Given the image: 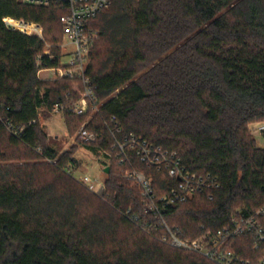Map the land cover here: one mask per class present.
Wrapping results in <instances>:
<instances>
[{
    "label": "trees",
    "instance_id": "16d2710c",
    "mask_svg": "<svg viewBox=\"0 0 264 264\" xmlns=\"http://www.w3.org/2000/svg\"><path fill=\"white\" fill-rule=\"evenodd\" d=\"M65 13L0 0V264H216L128 220L129 207L140 210V193L114 163L104 198L66 169L78 160L73 151L59 154L38 108L51 109L75 82L40 78L41 68L59 64V49L50 58L40 37L4 21L42 24L55 43ZM96 27L89 74L102 110L89 125L96 140L78 146L95 156L109 149L104 123L116 116L124 133L177 150L191 171L217 175L213 199L198 193L166 213L183 238L200 236V225H225L239 209L259 208L264 148L249 125L264 121V0H113ZM63 117L73 133L86 119L69 111ZM136 164L159 194L176 183L165 170ZM244 254L255 255L250 246Z\"/></svg>",
    "mask_w": 264,
    "mask_h": 264
},
{
    "label": "built area",
    "instance_id": "2783aa9c",
    "mask_svg": "<svg viewBox=\"0 0 264 264\" xmlns=\"http://www.w3.org/2000/svg\"><path fill=\"white\" fill-rule=\"evenodd\" d=\"M23 3L65 9L61 17L63 43L59 46L63 54L59 64L55 67L41 68L38 72L48 71L52 79L74 81L72 91L65 93L62 98L53 104L51 109L39 107L40 112H54L64 115L72 112L79 116H86L78 131L72 137V144H91L97 134L89 130V125L95 116L101 113L102 104L97 97V84L89 74V65L94 48L99 39V30L96 21L99 16L108 10L113 0H20ZM4 21L10 27L8 21ZM16 20V19H14ZM24 27L23 30L12 27L29 35L40 37L46 44L44 54L54 58L52 46L44 37L43 27L34 22L17 20ZM42 64L41 59L38 65ZM47 80L46 78H42ZM37 120H32L36 123ZM108 134L113 139L109 149L103 150L98 157L103 159L105 167L114 163L126 178L133 180L140 193V210L129 207L125 216L145 233L159 236L160 240L174 248L201 254L216 264H264V202L255 210H239L233 214L231 220L215 230H205L194 238L186 239L181 236V230L172 227L166 213L177 204L192 200L198 193H209L214 198V191L221 187V181L211 171H191L183 162V157L177 150L165 148L149 141L136 133H124L116 116L104 123ZM264 134V124L259 126ZM18 134V131H15ZM59 158H48L46 161L56 163ZM137 162L149 168L165 170L175 179L176 183L165 193L159 194L154 186L153 178L137 167ZM66 169L72 172L85 187L96 195L104 198L107 193L106 180L88 172H81L74 164ZM78 172V173H77ZM243 244L236 247L237 242ZM251 247L255 255L246 256L244 248ZM246 250V249H245Z\"/></svg>",
    "mask_w": 264,
    "mask_h": 264
},
{
    "label": "rangeland",
    "instance_id": "374dc122",
    "mask_svg": "<svg viewBox=\"0 0 264 264\" xmlns=\"http://www.w3.org/2000/svg\"><path fill=\"white\" fill-rule=\"evenodd\" d=\"M97 21L95 25H97ZM40 25L43 27V29H45L42 24ZM45 40L48 44L52 46V48H58L60 55L63 54V49L59 46V44L63 43V38L61 41L55 43H51V41H49V39L46 38ZM41 77L46 78L49 82L54 81L52 79L53 75L51 74V72L48 71L42 72ZM39 118H40L41 126L43 127L44 131L47 133L49 140H51L52 144L57 148V150H59L60 155L65 154L68 151H73V156H75L78 160L77 161L78 165L76 166L77 167L76 169L78 171L88 172L93 175L100 176L103 180H106L108 178L109 172L107 173L105 171L106 167L102 158L95 156L92 153V151H90L86 146L83 145L78 146L72 144V137L78 130L74 133L72 131H68L63 115L46 111V112H40ZM261 124H264V121H256L250 123L249 130L251 135L255 138L257 145L259 147L264 148V134H262L258 129ZM29 162L41 163L42 160H30ZM19 163H24V162L21 161ZM75 179L79 181L77 178ZM134 186L136 187L135 184ZM147 235L150 237H154V235H149V234Z\"/></svg>",
    "mask_w": 264,
    "mask_h": 264
},
{
    "label": "bare ground",
    "instance_id": "6f19581e",
    "mask_svg": "<svg viewBox=\"0 0 264 264\" xmlns=\"http://www.w3.org/2000/svg\"><path fill=\"white\" fill-rule=\"evenodd\" d=\"M8 21L10 22L12 27L17 28L19 30H23L24 29L23 25L21 23H19L17 20L9 19Z\"/></svg>",
    "mask_w": 264,
    "mask_h": 264
},
{
    "label": "water",
    "instance_id": "95a60500",
    "mask_svg": "<svg viewBox=\"0 0 264 264\" xmlns=\"http://www.w3.org/2000/svg\"><path fill=\"white\" fill-rule=\"evenodd\" d=\"M105 171L108 173L110 171V167H106Z\"/></svg>",
    "mask_w": 264,
    "mask_h": 264
}]
</instances>
